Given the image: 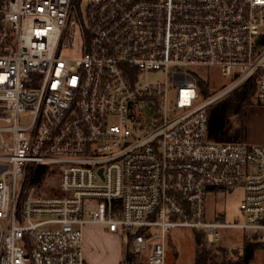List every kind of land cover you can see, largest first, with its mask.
<instances>
[{
	"label": "built area",
	"instance_id": "built-area-1",
	"mask_svg": "<svg viewBox=\"0 0 264 264\" xmlns=\"http://www.w3.org/2000/svg\"><path fill=\"white\" fill-rule=\"evenodd\" d=\"M82 2L0 0V264H86L88 225L136 264L176 228L264 246V146L212 140L208 110L249 80L264 104V0ZM198 70L234 83L202 103ZM237 187L244 221L208 218Z\"/></svg>",
	"mask_w": 264,
	"mask_h": 264
},
{
	"label": "rangeland",
	"instance_id": "rangeland-1",
	"mask_svg": "<svg viewBox=\"0 0 264 264\" xmlns=\"http://www.w3.org/2000/svg\"><path fill=\"white\" fill-rule=\"evenodd\" d=\"M90 0H83L81 11H87ZM202 77L210 82L212 98L227 91L234 83V80L222 77L216 70H198ZM152 76L151 78H158ZM243 86V85H242ZM241 85L224 93L218 98L212 106L224 105L235 102L240 95L243 87ZM205 99H202V103ZM227 135L231 138L224 141H216L219 143H246L250 145L264 146V104H259L255 98L246 107L242 117L235 114L234 109L228 114ZM213 140V139H212ZM215 141V140H214ZM244 200V189L237 187L234 191L221 190L211 194L207 200V216L210 219L222 218L226 223L243 222V216L240 206ZM99 227L103 230V235H92V228ZM196 231L191 228H176L169 235L167 240V264H194L196 253L195 242ZM223 242L216 247L210 248L213 259L216 263L223 262H238L244 257V249L247 244H254V258L251 264H264V247L258 241H254L252 233L245 237L242 231H224ZM94 234V233H93ZM85 247H89V242L93 247H89L94 255L102 254L103 262L111 263V259L116 256L120 250L122 254L123 264H128L124 261L125 251L127 249V236L124 234H112L102 226H85L84 228ZM88 245V246H87ZM119 249V250H118ZM237 250L236 254L232 251ZM86 251V250H85ZM96 260L97 257H95ZM133 264V263H129ZM146 264V263H144Z\"/></svg>",
	"mask_w": 264,
	"mask_h": 264
},
{
	"label": "trees",
	"instance_id": "trees-1",
	"mask_svg": "<svg viewBox=\"0 0 264 264\" xmlns=\"http://www.w3.org/2000/svg\"><path fill=\"white\" fill-rule=\"evenodd\" d=\"M243 89L238 95L235 102H231L224 105H216L209 107V134L210 137L215 141H224L228 140L231 137L227 135V123H228V114L232 109H234L237 116L242 117L245 113L246 107L252 102V99L255 96L256 84L253 80H249L243 86ZM198 91L204 99L208 100L212 98V93L210 85L206 80H198ZM39 172L37 178L35 179V184H41L45 176L47 175L46 167H39ZM41 175V176H40ZM195 233V242H196V253H195V263L194 264H218L213 259L211 254V249L213 247H208L205 241V234L199 231ZM262 246V245H261ZM264 247V246H263ZM254 244H247L244 249V257L241 261L238 262H229V263H219V264H251L254 258L255 251ZM124 261L126 263H134V255L129 252L128 245L125 251Z\"/></svg>",
	"mask_w": 264,
	"mask_h": 264
},
{
	"label": "crops",
	"instance_id": "crops-1",
	"mask_svg": "<svg viewBox=\"0 0 264 264\" xmlns=\"http://www.w3.org/2000/svg\"><path fill=\"white\" fill-rule=\"evenodd\" d=\"M91 226H95V225H91ZM91 230H92L91 232H92L93 236L95 234L97 235L99 233H100V235H103V230L101 228H99V227H94ZM96 235L94 237H96ZM85 242H87V241H85V239H84V244H85ZM89 247H93L91 242H89ZM89 247H87V249L85 247V250H86L85 251L86 264H123L122 254H121L119 249H118L119 251H117V253H116V256H114V258L111 259L112 260L111 263H108L107 261L103 262L102 254H100L99 257L97 255L95 256L94 255L95 252H92L89 249ZM93 248H94V250H96L97 247L95 246ZM95 257H97L98 260H96ZM133 264H136V263H133Z\"/></svg>",
	"mask_w": 264,
	"mask_h": 264
},
{
	"label": "water",
	"instance_id": "water-1",
	"mask_svg": "<svg viewBox=\"0 0 264 264\" xmlns=\"http://www.w3.org/2000/svg\"><path fill=\"white\" fill-rule=\"evenodd\" d=\"M254 239H256V236L254 237ZM232 253L233 254H236L237 253V250H233Z\"/></svg>",
	"mask_w": 264,
	"mask_h": 264
},
{
	"label": "bare ground",
	"instance_id": "bare-ground-1",
	"mask_svg": "<svg viewBox=\"0 0 264 264\" xmlns=\"http://www.w3.org/2000/svg\"><path fill=\"white\" fill-rule=\"evenodd\" d=\"M41 176V175H40ZM37 179H39V178H37ZM35 183H37V182H35ZM197 233V232H196ZM205 237V236H204Z\"/></svg>",
	"mask_w": 264,
	"mask_h": 264
}]
</instances>
